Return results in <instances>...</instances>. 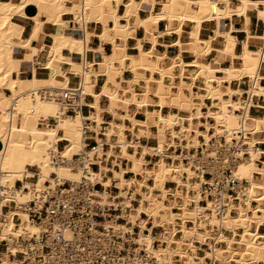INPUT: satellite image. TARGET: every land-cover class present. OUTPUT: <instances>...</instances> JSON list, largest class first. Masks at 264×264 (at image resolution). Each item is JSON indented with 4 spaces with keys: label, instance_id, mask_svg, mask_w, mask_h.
<instances>
[{
    "label": "bare ground",
    "instance_id": "bare-ground-1",
    "mask_svg": "<svg viewBox=\"0 0 264 264\" xmlns=\"http://www.w3.org/2000/svg\"><path fill=\"white\" fill-rule=\"evenodd\" d=\"M108 1L70 0L71 4H67L66 0H0V190L13 186L17 179H23L24 187L34 184L37 188L47 180L51 187L56 186V178L77 182L85 176L106 187L117 180L119 191L116 198L120 201L110 200L107 190L94 192L99 196L96 200L102 204L119 203L124 210L131 207L132 211L124 215L132 225L117 223L114 226L133 231L138 225L141 228L138 240L148 246L155 240L151 233L144 232L146 228L152 231L147 225L149 220L154 226H162L160 244L156 249L160 264H264V162L262 167L258 165L264 148L256 145L264 144V115L250 114V105L264 107V103L255 99L258 96L264 101V88L260 85L264 77V31L251 35L246 28L247 39L243 41L241 53L237 54L236 39L230 37L233 25L221 24L226 17L245 15L248 18V11L253 9L264 19V0H238L237 6L225 0V7L219 5V0H168L172 5L182 2L180 11L168 16L153 14L143 18L141 23L145 26L146 36L137 39L134 47L126 44L129 25L122 27L119 24L122 15L118 14L117 6L122 0H114L115 7ZM40 4L45 5L42 20L29 13L32 6ZM127 6L124 16L129 18L130 3ZM31 16L34 19L32 36L23 39L24 22ZM106 16L113 19V26L105 24L103 19ZM164 17L178 20L180 26L175 30L192 44L191 50L187 51L182 48L181 40L175 42L180 45V53L172 58L169 66L159 63L156 45L159 36L169 35L171 30L157 31L146 26V23L151 25ZM49 22L53 25V30L47 32L49 41L38 47L35 43ZM185 22H192L195 33L183 28ZM215 23L218 27L211 36L209 28ZM98 24L102 29L100 32L95 30ZM95 35L102 43L109 41L112 44L113 52L109 57L105 56L101 46H92ZM219 36L223 37L222 41ZM251 39L259 40L260 46H251ZM198 42L203 45L201 50L195 47ZM40 51L45 52L42 62L38 60ZM98 51L102 55L101 61L95 58ZM213 52L218 58L207 61L206 57ZM185 53L192 54L190 61L184 60ZM221 57L231 61L229 68L217 65ZM125 60L131 62L130 68L135 73L138 70L150 72L144 78L146 95L151 87L154 88L159 105H169L177 111H147L145 121L132 117L129 130L134 137L131 142L133 151L127 148L126 126L114 119L108 122L105 137L96 138L111 145L107 154L115 155L114 161L119 166L118 172L114 170V176L107 175L113 169L103 163L98 171L89 169L86 173L73 170L68 164L55 165L54 158L71 159L83 148L85 120H90L88 127L99 133L105 121L102 112L106 110L115 116L120 99H123L125 109L132 101L139 106L147 103V100L138 101L133 89L140 75L134 76L128 88L119 83L118 77H123L126 68ZM23 62L30 64L32 77L24 75ZM188 66L195 69L190 82H186L183 75ZM174 67H180V81L176 85V77L171 72ZM154 73L160 76L154 77ZM166 76L171 77L170 83H165ZM94 77L102 84V92L110 100L109 107L105 110L100 107V95L94 94L95 102L87 103L93 109L91 115H84L80 110L67 113L68 106L61 99L62 91L78 89L80 103L85 104L84 96ZM241 84H249V87L244 90L240 88ZM174 85L178 92L172 91ZM195 87L205 93L197 97ZM5 89L10 90L9 95H4ZM182 90L188 92L187 97L181 95ZM126 92L132 93L131 98H122ZM235 93L247 96L236 100ZM207 97L211 104L206 103ZM204 108L206 110L202 112ZM129 114L121 117L124 119ZM51 119L55 121L49 122ZM153 126L157 127L156 145L142 143L141 138L152 136ZM136 127H139L137 131ZM113 135L117 136L115 141L111 139ZM212 139L216 142L222 139L227 146L241 141L249 144L250 155L243 157L233 169L235 178L248 183L243 191L231 196L229 205L234 212L223 216L217 214L213 199L202 194L204 183L210 180L202 171L197 172L202 169L203 162L215 156ZM115 146L120 149L115 151ZM179 146L188 151L181 154L168 151L170 147ZM192 149L198 151L192 153ZM148 152L162 154L153 162L146 158ZM90 156L92 158V153ZM123 158L128 159L126 165L122 164ZM208 170L213 172L214 167L209 166ZM51 173H55L56 178ZM125 173H131V177H125ZM168 182L175 183V186L168 187ZM30 197L31 192L22 190L15 201L25 203ZM235 197L239 200L233 201ZM132 200H137L138 205H132ZM10 205V210L4 212V219L0 221L3 235L17 236L39 230L25 211L16 209L14 203ZM141 213H146L147 217H141ZM15 214L20 216L19 226L14 220ZM188 222L192 225L189 226ZM179 232L181 236L176 238Z\"/></svg>",
    "mask_w": 264,
    "mask_h": 264
},
{
    "label": "built area",
    "instance_id": "built-area-1",
    "mask_svg": "<svg viewBox=\"0 0 264 264\" xmlns=\"http://www.w3.org/2000/svg\"><path fill=\"white\" fill-rule=\"evenodd\" d=\"M61 99L67 104L69 114H74L76 110L83 112L85 107H90L86 103H80L81 96L78 89H64ZM253 107L264 110L254 104L250 105V110ZM88 122L90 120H85L84 146L80 152L74 154L71 159L54 158L55 165L68 164L73 170H82L85 173L89 172V169L98 171L101 163L112 166L116 156L107 154L110 143L96 138V136L105 137L104 133L109 121L105 120L102 123L99 133L88 127ZM132 141L134 137L130 131H127L129 151L134 150ZM222 141V139L221 142L211 140V148L214 149L215 156L203 162L202 169H198V172L202 171L210 180L204 183L202 194L213 199L219 216L234 212L229 205L231 196L237 191H243L248 182L246 180L240 182L235 178L233 169L243 157L250 155L247 150L248 143L241 141L233 146H227ZM64 142L68 141L64 140ZM256 145L257 148H264L263 143ZM119 149V146L114 147L115 151ZM178 150L180 153L188 151L181 146L170 147L168 151ZM160 154L162 152H148L145 156L159 158ZM263 157L264 153H261V159ZM122 160L126 165L128 159ZM167 160L171 159L167 158ZM209 166L214 167L213 172L208 170ZM51 175L56 178L55 173ZM128 175L127 173L126 176ZM24 179H28L26 175ZM56 179V186L51 187L50 181L47 180L40 188L34 184L24 187L23 179H17L13 186H6L0 190V221L4 219V212L10 210V204L14 203L16 209L25 211L31 221L39 226V230L35 233L27 232L17 236L3 235L0 228V264H160L156 249L160 244L159 236L163 227L148 223L152 231L146 228L144 232L151 233L155 238L152 245L148 246L138 240L141 229L138 225L133 231H123L114 226L117 223L132 225L125 216L132 211L131 207L124 210L119 203L102 204L96 200L99 196L94 192L107 190L110 193V200L120 201V198H116L119 189L115 187V181L106 187L99 181L93 183L85 176L77 182L64 178ZM22 190L31 192V197L27 202L18 204L15 199ZM238 200L236 197L233 199V201ZM131 203L138 205L137 200H132ZM141 217H147V214L141 213ZM14 220L19 226L21 219L18 214L14 215Z\"/></svg>",
    "mask_w": 264,
    "mask_h": 264
},
{
    "label": "crops",
    "instance_id": "crops-1",
    "mask_svg": "<svg viewBox=\"0 0 264 264\" xmlns=\"http://www.w3.org/2000/svg\"><path fill=\"white\" fill-rule=\"evenodd\" d=\"M230 1L232 2V4H234L236 6L239 4L238 0H230ZM166 2H168V0H122L119 3V5L117 6L116 1H114V0L108 1L109 5H111L113 7L117 6L118 14L120 16L122 15L119 24L122 27H127L129 25L130 35L126 41V44L129 47H134L137 43V39H139V38L143 39L146 36L145 26L142 25V23H141V20L143 18L146 19L148 17H151V15H153V14H160V15L163 14L164 16H168L172 12L180 11L181 4H183L181 2L179 5H172L170 2H168V4ZM66 3L71 4L70 0H66ZM128 3H130L129 9L131 11V15L129 16V18L124 16L128 10V6H127ZM219 5L221 7H225V0H219ZM260 7H261V9H263L262 5H260ZM43 11H45V5L40 4V5L32 6V8L29 10V13L31 15H34L38 20H42L45 17ZM51 12L53 13V11H51ZM247 16H248V18H246L245 15H242V16L226 17V18H223L221 20L222 25H225V24L226 25H231V24L233 25V29L230 32V37L232 39H236L235 52L237 54L241 53V51L243 49V41H245L247 39V36H248L247 29L249 30L250 33H252L251 35H255L257 33H260L261 31H264V19L258 16V12L256 9L249 10ZM103 20L108 27L114 25V21L110 16L104 17ZM146 24H147L146 26L151 27L152 29L157 30V31H165V30L167 31L169 28L172 32L169 35L159 36V38H158V43L156 45V52L159 53V55H160V60H159L160 64H162L164 66H169L172 58L178 56V54L180 53V45L174 44L178 40L182 41L181 46L184 50H187V51L191 50V47H192L191 42L187 41L186 36L181 37L177 33V31L175 30V29H177V27L180 26V22L178 20H176V19L169 20L167 17H164L158 22H155V23L152 22L151 25H150V23H146ZM24 25H25V29L23 30L22 38L27 39V38H30L32 36V33H33V25H34L33 17L31 16V17L27 18L24 22ZM217 27H218V23H215L212 25V27L209 28V34L211 36L215 35V28H217ZM183 28L185 30L193 31V33H195L192 22H185L183 24ZM52 30H53L52 23H50V22L47 23V25L43 28V31L39 34V37H38L35 45L39 47L44 42L48 43L49 38L47 36V32H50ZM95 30L97 32H100V30H102L101 26L98 24L95 27ZM218 38L220 41H222V39H223V37H221V36H219ZM119 39L120 38H117V40H119ZM250 44H251V46H253L255 48L260 46V42L257 39H251ZM92 46L95 48H99L101 46L106 57H109L113 52L112 44L109 41L102 43V40L98 35H95L92 38ZM202 46L203 45L200 42L196 43V45H195L197 50H201ZM97 53L95 55V58L97 61H101L102 60V55L100 54L101 52L98 51ZM164 54H166V55H164ZM163 55H164V57L162 58L161 56H163ZM191 57H192V54H190V53H185L183 56L185 61H190L192 59ZM38 58H39L38 59L39 61H41V62L44 61L45 52L40 51ZM217 58H218V55L215 52L209 54L206 57L207 61H213ZM217 65H220L223 68H229L231 65V61L229 59H225V58L221 57L220 60L217 61ZM125 66H126V68H125V71L123 72V75H122L123 77H118L119 83L120 82L122 83V84L120 83L122 85V87L128 88L130 86V81L133 80L134 76L140 75L141 76L139 78L140 82L138 81L137 83H135L133 85V89H134V92L136 90V92H135L136 99L138 101L147 100V103H143L142 105L139 106L134 101H132L129 104V107H127L125 109V107L123 106L124 105L123 99H120V101L118 102V106L120 105L121 107L120 106L118 107V109L116 111V115L113 116V114H111L110 112L105 110L107 107H109L110 100H109L108 96L102 92L103 86L101 83H99L96 80L95 77L92 79L89 90L86 92V94L84 96V101L86 102V104L89 102H95L96 99H95L94 94H99L100 98H99L98 103H99L100 107L104 108V110H105L104 112H102L103 118L105 120H108V121H111L112 119H114L118 124L125 125L127 128L125 130V135L127 136V131H130L129 128L132 127V119H131L132 117L137 121H145L147 118V116H146L147 111H150V112L161 111L162 113H168L169 111L175 112L177 110L175 108L172 110V108L169 105L160 106L159 105V97H158V95H156L154 88L151 87L148 94L147 95L145 94L146 81L144 78L148 77L150 75V72L138 70L137 73H135L130 68L131 62L129 60H125ZM22 67L26 71L24 74L26 77L29 78V77L33 76L32 70L30 68V64H28L27 62H23ZM62 67L65 68L66 65H63ZM97 69L99 70L98 66H97ZM172 70H173V71H171L172 74L176 77V78H174L175 85H176L180 81V77L178 75L180 73V67H174ZM194 71H195V69L192 66H188V67L184 68L183 75H184V80L186 82H190L191 75ZM153 76L159 77L160 75L158 73H154ZM164 81H165V83H170L172 81V79H171V77L166 76ZM234 83H238V81H234ZM175 85L172 88V91L178 92V89H177V87H175ZM260 85L264 88V77L261 79ZM248 87H249V84H241L240 85V88H242L244 90H246ZM180 93L184 98L188 96V92L185 90H182ZM194 93L196 96L198 94L197 97H199L201 94H204L205 92L200 90L199 88L195 87ZM9 94H10V90L5 89L4 95H9ZM86 95H88L87 99H86ZM131 95H132V93L126 92V93H124V95L122 94V98L123 97L131 98ZM233 97L236 100L245 99L246 95H239V94L235 93L233 95ZM255 99L257 101H260L261 103H264V101L261 100V98L258 96H256ZM205 100H206L207 104H211V102H212L211 99H209L208 97ZM167 101H169V98H167ZM259 107H262V106H259ZM262 108H264V107H262ZM205 110L206 109L204 108L202 110V112H205ZM82 113L84 115H91L93 113V109L91 107H85L83 109ZM126 113H128V114L130 113L129 117H126L123 119L121 116L123 114L125 115ZM250 114L253 116H262V115H264V110L261 108L253 107L250 110ZM202 120L205 121V119H202ZM154 127L155 126H153L151 128L153 137L151 136L150 138L156 140L154 135H155V132H157V127H155V131H154ZM138 128L139 127H136L135 130L137 131ZM263 128H264V125H263ZM263 136H264V133H263ZM114 137H117V136L116 135L112 136L111 139L112 140L114 139L113 141H115L117 139V138L115 139ZM149 139H146L144 137L141 138L142 141L147 140L148 145L150 143ZM156 143H157V141H156ZM1 148H2V142L0 141V150H1ZM107 152H109V151H107ZM114 160L112 162L113 163L112 166L108 165V167L110 169H113V171L112 170L108 171V172H111V174L107 173L108 176H114L115 172L119 171V166L116 165ZM263 162H264V157H263V159L260 158V160H258V165L262 167ZM122 164H123V160H122ZM113 165H114V167H113ZM114 170H115V172H114ZM126 174L127 173H125V177H127ZM128 177H131V173ZM255 177L257 178L258 175H255ZM113 181H115V187H116L117 180H113ZM113 181H112V183H113ZM149 221L151 222V220H149ZM147 225H148V223H147Z\"/></svg>",
    "mask_w": 264,
    "mask_h": 264
},
{
    "label": "rangeland",
    "instance_id": "rangeland-1",
    "mask_svg": "<svg viewBox=\"0 0 264 264\" xmlns=\"http://www.w3.org/2000/svg\"><path fill=\"white\" fill-rule=\"evenodd\" d=\"M167 110H168V109H167ZM49 122L52 123V122H54V120L52 119V120H50ZM154 131H155V127H154ZM200 140H201V142H203L202 137H201ZM141 141H142V140H141ZM149 141H150L149 145H156V140H155V139L150 138ZM147 142H148L147 140H146V141H142V143H144V144H148ZM199 147H200V146H199ZM197 151H198V149H195V150L192 149V150H191L192 153H193V152L196 153ZM175 152L181 154L179 150H178V151H175ZM185 152H186V151H185ZM146 158H147L149 161H153V162L156 161V160L158 159V158H154V157H153V158H152V157H146ZM167 161H171V160H167ZM176 162H178V161H176ZM185 162L187 163L188 160L185 159ZM194 169H195V168H194ZM197 172H198V171H197ZM198 173H200V172H198ZM129 175H130V174H129ZM129 175H128V176H129ZM128 176H127V177H128ZM167 186H168V187H174V186H175V183H173V182H168V183H167ZM258 192H260V189H258ZM262 205L264 206V202L262 203ZM253 206L255 207L256 205H253ZM175 211H178V210L176 209ZM188 225L191 226L192 223L190 222V223H188ZM180 236H181V233L179 232V233L176 234L175 237L178 238V237H180ZM203 248H207V246H206V245H203ZM200 253H203V252L200 251ZM216 264H220V263H219V262H216Z\"/></svg>",
    "mask_w": 264,
    "mask_h": 264
}]
</instances>
